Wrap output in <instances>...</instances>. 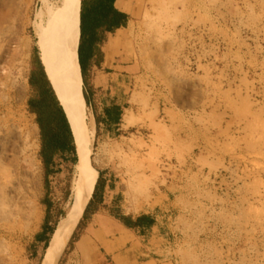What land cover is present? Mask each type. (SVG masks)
Here are the masks:
<instances>
[{"label": "rangeland", "instance_id": "374dc122", "mask_svg": "<svg viewBox=\"0 0 264 264\" xmlns=\"http://www.w3.org/2000/svg\"><path fill=\"white\" fill-rule=\"evenodd\" d=\"M41 8L40 0H0V264H42L79 179L77 162H59L46 196L55 230L44 249L37 241L46 215L39 135L27 111ZM133 26L125 43L139 69L124 116L130 129L106 139L86 103L98 196L108 181L110 214L153 219L140 241L144 259L264 264V0H147ZM24 157L35 174L26 173L23 191L35 201L29 226L6 216L3 188L5 169ZM86 222L57 264H89L77 249Z\"/></svg>", "mask_w": 264, "mask_h": 264}, {"label": "bare ground", "instance_id": "6f19581e", "mask_svg": "<svg viewBox=\"0 0 264 264\" xmlns=\"http://www.w3.org/2000/svg\"><path fill=\"white\" fill-rule=\"evenodd\" d=\"M40 1L42 8L34 27L38 57L69 122L79 178L74 188L73 206L57 226L42 261V264H57L92 198L99 173L91 161L95 123L93 116L87 113L78 60L81 0ZM33 167V160L24 157L4 172L3 188L7 190L11 208L6 216L19 218L28 226L36 220V207L34 197H27L23 191L26 173L35 179Z\"/></svg>", "mask_w": 264, "mask_h": 264}, {"label": "crops", "instance_id": "0c3cea01", "mask_svg": "<svg viewBox=\"0 0 264 264\" xmlns=\"http://www.w3.org/2000/svg\"><path fill=\"white\" fill-rule=\"evenodd\" d=\"M146 1L115 0L114 8L126 16V24L107 33L102 44L97 45L99 53H95L87 63L86 95L92 100V103L90 100L89 103L94 107L98 121L96 126L101 127L104 137L109 140L116 139L123 131L130 129L124 127V116L133 109L131 100L134 94V80L139 76V69L134 65L133 55L129 57L125 52V43L130 37V26L134 25ZM30 72L31 62L27 83ZM36 127L40 139L37 124ZM53 177H50L49 184ZM108 189L107 181L106 185H103L99 201H93L90 205L84 233L77 249H83L85 260L89 264H157L152 259H144L146 254L143 253L140 243L141 238L147 239L150 231H153L154 222L150 223L153 219L148 215L116 217L110 214V210L106 208L110 202L104 197ZM47 194L45 192V197Z\"/></svg>", "mask_w": 264, "mask_h": 264}, {"label": "trees", "instance_id": "16d2710c", "mask_svg": "<svg viewBox=\"0 0 264 264\" xmlns=\"http://www.w3.org/2000/svg\"><path fill=\"white\" fill-rule=\"evenodd\" d=\"M114 3L115 0H81L78 59L85 88L87 63L95 53H99L97 45L102 44L107 33L124 27L126 24V16L114 8ZM28 84L30 96L27 101V111L35 117V123L39 127V158L43 169L44 189L48 193L50 177L59 172L58 161L76 163L77 157L70 126L47 80L36 49L31 55V72ZM83 93L86 103L90 105L86 91ZM95 122L98 124L96 117ZM100 183L101 177L98 178L93 196L82 219L87 216L92 202L99 201ZM43 205L46 208V215L41 231L37 235V241L43 243L45 249L55 229L49 225L50 205L46 197L43 199ZM150 223L152 224L153 221Z\"/></svg>", "mask_w": 264, "mask_h": 264}, {"label": "water", "instance_id": "95a60500", "mask_svg": "<svg viewBox=\"0 0 264 264\" xmlns=\"http://www.w3.org/2000/svg\"><path fill=\"white\" fill-rule=\"evenodd\" d=\"M40 60V59H39ZM45 72V71H44ZM64 112V111H63ZM64 114H65V112H64ZM66 119H67V117H66ZM68 121V120H67ZM68 124H69V122H68ZM71 129V128H70ZM72 133V132H71ZM73 136V135H72ZM79 224V223H78ZM78 226V225H77ZM77 228V227H76ZM74 233V232H73ZM73 235V234H72ZM72 235H71V237H72ZM70 237V238H71ZM70 240V239H69Z\"/></svg>", "mask_w": 264, "mask_h": 264}]
</instances>
